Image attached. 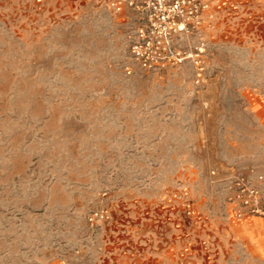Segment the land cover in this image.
<instances>
[{
  "label": "rangeland",
  "instance_id": "374dc122",
  "mask_svg": "<svg viewBox=\"0 0 264 264\" xmlns=\"http://www.w3.org/2000/svg\"><path fill=\"white\" fill-rule=\"evenodd\" d=\"M137 28L0 0V264H264V0H215L158 69Z\"/></svg>",
  "mask_w": 264,
  "mask_h": 264
},
{
  "label": "built area",
  "instance_id": "2783aa9c",
  "mask_svg": "<svg viewBox=\"0 0 264 264\" xmlns=\"http://www.w3.org/2000/svg\"><path fill=\"white\" fill-rule=\"evenodd\" d=\"M214 1L111 0V5H126L136 13L138 28L131 55L142 68L158 69L182 60L179 39L202 24Z\"/></svg>",
  "mask_w": 264,
  "mask_h": 264
}]
</instances>
